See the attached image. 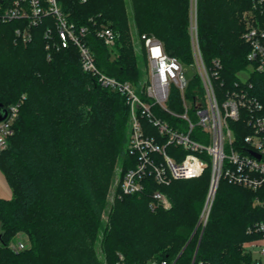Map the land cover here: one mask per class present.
<instances>
[{"label":"trees","instance_id":"obj_1","mask_svg":"<svg viewBox=\"0 0 264 264\" xmlns=\"http://www.w3.org/2000/svg\"><path fill=\"white\" fill-rule=\"evenodd\" d=\"M131 3L140 36H154L166 53L192 66L190 0ZM62 6L79 27H89L85 42L99 71L140 88L144 73L131 42L125 0H63ZM246 11L253 14L247 24L253 21L264 30V6L254 9V0H197L198 42L206 67L218 72L213 83L220 96L241 83L238 74L250 67L243 39ZM102 25L118 36L113 49L95 35ZM20 26L0 23V104L7 110L19 105L14 134L0 154L14 194L11 200L0 198V264H250L252 256L242 244L259 236L248 230L264 221V187L253 191L222 180L203 230L199 219L210 168L200 178L169 186L150 179L140 195L120 197L119 190L108 223L102 220L112 167L128 142L130 108L124 96L83 71L76 47L52 50L49 60L46 25L33 30L28 45L15 43ZM216 59L222 64L218 69ZM248 81L264 103V72L252 70ZM199 85L196 75L189 90ZM173 96L170 108L179 112ZM144 126L158 138L155 128L146 121ZM234 127L239 140L249 133L242 122ZM103 129L110 131L107 139L96 133ZM168 151L176 152L172 146ZM123 155L126 171L134 159L127 151ZM156 190L168 196L170 208L151 211ZM20 233L29 247L16 252L10 243Z\"/></svg>","mask_w":264,"mask_h":264},{"label":"built area","instance_id":"obj_2","mask_svg":"<svg viewBox=\"0 0 264 264\" xmlns=\"http://www.w3.org/2000/svg\"><path fill=\"white\" fill-rule=\"evenodd\" d=\"M88 1L81 0V3ZM62 2L0 0V23L21 22L14 35L15 43L23 45L32 42L35 28L46 25L44 33L49 60L52 50L74 46L83 71L96 76L102 87L125 97L130 108L127 153L134 159V165L124 172L120 197L142 194L150 179L158 186H169L174 181L200 178L210 168L208 193L199 219V226L204 230L222 180L253 191L264 187V103L253 94V85L248 80L236 83L234 89L223 96L218 95L213 83V76L218 72L206 67L196 20L191 25L194 64L190 67L196 70L199 87L189 90V66L166 53L159 40L143 35L149 77L143 87L135 88L130 82L119 81L99 71L94 54L85 42L89 27L74 23L70 13L64 11ZM263 6L264 0H254V9ZM95 35L108 48L116 47L118 36L108 25L96 28ZM243 39L250 49L247 55L250 67L263 73L264 30L248 22ZM221 65L219 59L213 61L216 69ZM173 93L181 107L179 112L170 108ZM155 108L158 113L154 112ZM18 116L19 105H13L7 118L0 122V154L8 148ZM144 121L157 130L159 139L147 132ZM239 122L249 130L241 140L237 139L234 127ZM171 146L176 150L173 155L168 151ZM150 197L151 211L171 207L170 199L161 190L152 192ZM248 234L259 235L244 245L252 256L250 264H264V221L250 227ZM17 239L19 241L11 246L14 251L29 247L24 234Z\"/></svg>","mask_w":264,"mask_h":264},{"label":"rangeland","instance_id":"obj_3","mask_svg":"<svg viewBox=\"0 0 264 264\" xmlns=\"http://www.w3.org/2000/svg\"><path fill=\"white\" fill-rule=\"evenodd\" d=\"M126 2V6H127V12L129 14V18H130V36H131V42L132 45L134 47V51L138 57V61L140 63L141 66V70L144 73V77L143 79L140 81V87H143L145 85V83L148 81V77H149V66H148V58H147V51H146V47L143 43L142 40V36H140V33L137 31L134 20H133V9H132V3L131 0H125ZM190 5H191V25L192 22L194 23L196 20V8H197V0H190ZM247 16V19L245 18ZM252 17L253 14L250 13L249 11H246L243 14V21H244V25L245 27L247 26V20L249 17ZM253 22V21H250ZM195 24V23H194ZM154 37V36H152ZM155 38V37H154ZM3 58H7L6 55L5 57L3 56ZM188 68V79L194 80L196 77V70L192 67H187ZM252 71L251 67H248L245 71L241 72L238 74V77L240 78V80L242 82H246L249 79V75ZM136 88V87H135ZM97 135L102 138V139H107L110 135V131L108 129H103L101 131L96 132ZM127 141L124 147V152L121 154V156H117V158L115 159L114 165L112 167V172L114 173L113 177H112V183L109 189V193L107 195V202L108 205L103 213L102 216V220L105 223H108V216H107V212L110 209V206H112L115 202V199L118 197V193L120 190V185L122 182V178L125 172L124 169V160H125V156L123 155L124 153H126L127 148H128V143H129V128H127V137H126ZM14 194H13V190L5 176V174L3 173L1 167H0V198L2 199H7V200H11L13 198ZM258 203V202H257ZM1 225H0V234H1ZM22 233L18 234L17 236H21ZM17 236L15 237V239H13L10 243V246L14 245L15 243H17L19 241V239H17ZM247 241H245L242 244V249L244 253H247L244 245ZM98 253L100 256L101 260H104L102 252L100 249H98ZM248 254V253H247ZM257 256V255H256Z\"/></svg>","mask_w":264,"mask_h":264},{"label":"water","instance_id":"obj_4","mask_svg":"<svg viewBox=\"0 0 264 264\" xmlns=\"http://www.w3.org/2000/svg\"><path fill=\"white\" fill-rule=\"evenodd\" d=\"M7 115H8V110L4 107L3 104H0V122L5 120L7 118ZM252 155L255 154L252 153Z\"/></svg>","mask_w":264,"mask_h":264}]
</instances>
